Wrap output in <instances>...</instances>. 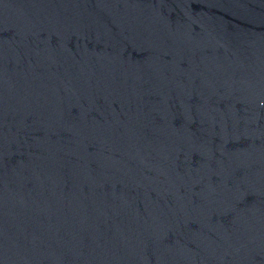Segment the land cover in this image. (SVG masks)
<instances>
[{
	"label": "water",
	"instance_id": "obj_1",
	"mask_svg": "<svg viewBox=\"0 0 264 264\" xmlns=\"http://www.w3.org/2000/svg\"><path fill=\"white\" fill-rule=\"evenodd\" d=\"M0 264H264V0H0Z\"/></svg>",
	"mask_w": 264,
	"mask_h": 264
}]
</instances>
